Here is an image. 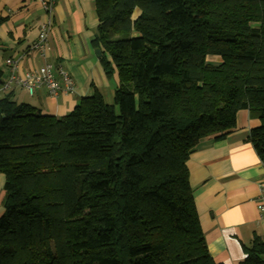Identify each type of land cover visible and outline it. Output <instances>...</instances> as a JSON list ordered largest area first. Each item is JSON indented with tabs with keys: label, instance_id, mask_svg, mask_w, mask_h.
I'll return each instance as SVG.
<instances>
[{
	"label": "trees",
	"instance_id": "1",
	"mask_svg": "<svg viewBox=\"0 0 264 264\" xmlns=\"http://www.w3.org/2000/svg\"><path fill=\"white\" fill-rule=\"evenodd\" d=\"M95 4L113 104L95 90L58 118L0 99V264H218L188 161L247 110L264 164V0ZM244 253L264 264V238Z\"/></svg>",
	"mask_w": 264,
	"mask_h": 264
},
{
	"label": "crops",
	"instance_id": "2",
	"mask_svg": "<svg viewBox=\"0 0 264 264\" xmlns=\"http://www.w3.org/2000/svg\"><path fill=\"white\" fill-rule=\"evenodd\" d=\"M43 24L50 25L46 62L66 70L76 89L53 102L45 89L30 96L16 87L11 93L22 98L17 102L58 118L70 113L95 90L112 104L119 79L117 74L107 78L100 63L102 51L93 45L98 27L95 0H57L50 15L39 0H0V72L6 74V59L19 57L37 40ZM44 62L39 55L23 60L22 70ZM259 125L247 110L240 111L233 133L218 141L202 140L188 161L200 224L208 250L218 264H244V246L256 236L264 238V219L256 209L264 167L249 141L251 130ZM4 184L5 177L0 175L2 203ZM3 211L1 205L0 217Z\"/></svg>",
	"mask_w": 264,
	"mask_h": 264
},
{
	"label": "built area",
	"instance_id": "3",
	"mask_svg": "<svg viewBox=\"0 0 264 264\" xmlns=\"http://www.w3.org/2000/svg\"><path fill=\"white\" fill-rule=\"evenodd\" d=\"M56 2L57 0H39L42 9L48 15L53 13ZM49 27V24H43L39 28L37 40L19 57L6 59V74H0V99L16 87L25 90L30 96H34L38 89H45L49 99L53 102L58 101L63 95L75 92L76 85L72 76L61 66L46 62ZM37 55L45 62L40 66L22 70V61L35 58ZM256 209L260 218L264 219V176L259 183V199L256 202Z\"/></svg>",
	"mask_w": 264,
	"mask_h": 264
},
{
	"label": "rangeland",
	"instance_id": "4",
	"mask_svg": "<svg viewBox=\"0 0 264 264\" xmlns=\"http://www.w3.org/2000/svg\"><path fill=\"white\" fill-rule=\"evenodd\" d=\"M16 95H17V96L14 97V99H15L16 101H18V99H19V100L22 99V98H20V97L18 96V94H16ZM106 104H107V103H106ZM112 104H113V103H112ZM110 105H111V104H110ZM0 175L4 176L3 174H0ZM3 193H4V191H3ZM1 200H2V199L0 198V206H1V205L3 206V203L1 202Z\"/></svg>",
	"mask_w": 264,
	"mask_h": 264
},
{
	"label": "water",
	"instance_id": "5",
	"mask_svg": "<svg viewBox=\"0 0 264 264\" xmlns=\"http://www.w3.org/2000/svg\"><path fill=\"white\" fill-rule=\"evenodd\" d=\"M96 54L100 55V50H96Z\"/></svg>",
	"mask_w": 264,
	"mask_h": 264
}]
</instances>
